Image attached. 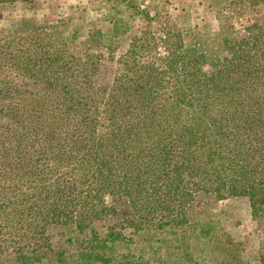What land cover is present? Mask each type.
Masks as SVG:
<instances>
[{
	"label": "trees",
	"instance_id": "trees-1",
	"mask_svg": "<svg viewBox=\"0 0 264 264\" xmlns=\"http://www.w3.org/2000/svg\"><path fill=\"white\" fill-rule=\"evenodd\" d=\"M222 1L218 31L148 26L110 77L117 26L72 11L0 33V254L243 264L210 212L241 197L264 226V0Z\"/></svg>",
	"mask_w": 264,
	"mask_h": 264
},
{
	"label": "rangeland",
	"instance_id": "rangeland-1",
	"mask_svg": "<svg viewBox=\"0 0 264 264\" xmlns=\"http://www.w3.org/2000/svg\"><path fill=\"white\" fill-rule=\"evenodd\" d=\"M222 2V0H33L30 3L13 4L5 2L0 3V33L19 31L37 23L55 22L72 11L74 16L82 14L83 18L91 23V27L102 31L112 32L114 26H117L119 34L111 42L116 58H113L111 63L102 58L101 64L103 75L110 77L111 73H116L115 61L118 55L128 49L135 37L142 35V29L150 26L149 28H153L150 30L155 31V36L160 35L157 26L166 24L179 28L196 26V30L201 33L216 32L219 30L222 14L230 17L234 8V5H230L227 9L220 10ZM136 6L141 10H148L147 17L144 12L136 9ZM72 21V26L78 22L77 18ZM249 21V15L245 14L237 16L234 22L238 25ZM105 50L103 48L101 51L104 53ZM106 53L108 54L107 50ZM210 214L235 241L241 243L243 264H264V226L260 220L251 216L249 205L244 198L221 199L213 206ZM0 260L5 264H13L14 257L6 252L0 254Z\"/></svg>",
	"mask_w": 264,
	"mask_h": 264
}]
</instances>
